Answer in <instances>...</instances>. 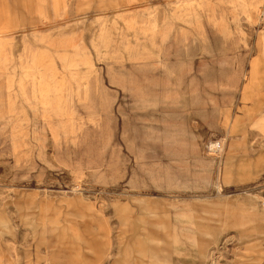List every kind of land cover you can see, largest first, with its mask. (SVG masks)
<instances>
[{
    "label": "rangeland",
    "instance_id": "rangeland-1",
    "mask_svg": "<svg viewBox=\"0 0 264 264\" xmlns=\"http://www.w3.org/2000/svg\"><path fill=\"white\" fill-rule=\"evenodd\" d=\"M0 264H264V0H0Z\"/></svg>",
    "mask_w": 264,
    "mask_h": 264
},
{
    "label": "bare ground",
    "instance_id": "bare-ground-1",
    "mask_svg": "<svg viewBox=\"0 0 264 264\" xmlns=\"http://www.w3.org/2000/svg\"><path fill=\"white\" fill-rule=\"evenodd\" d=\"M211 146H212V148H214L215 147V144L213 143V144H211Z\"/></svg>",
    "mask_w": 264,
    "mask_h": 264
}]
</instances>
